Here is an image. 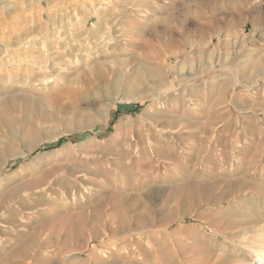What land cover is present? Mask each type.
<instances>
[{
    "label": "rangeland",
    "instance_id": "rangeland-1",
    "mask_svg": "<svg viewBox=\"0 0 264 264\" xmlns=\"http://www.w3.org/2000/svg\"><path fill=\"white\" fill-rule=\"evenodd\" d=\"M0 158V264H264V0H0Z\"/></svg>",
    "mask_w": 264,
    "mask_h": 264
},
{
    "label": "bare ground",
    "instance_id": "bare-ground-1",
    "mask_svg": "<svg viewBox=\"0 0 264 264\" xmlns=\"http://www.w3.org/2000/svg\"><path fill=\"white\" fill-rule=\"evenodd\" d=\"M148 77H149V75H148ZM131 80V79H130ZM143 82H142V79L139 77V76H136L135 78H133V81L128 85V89H127V92H126V96L124 97V100H129V99H131V98H141L143 95H145V92H143V93H141V95L139 94V95H135V93L134 92H132V90H135L139 85H141ZM253 83V82H252ZM254 84V83H253ZM147 94V93H146ZM11 136H12V134H11ZM28 146V145H27ZM32 146V145H31ZM29 147V146H28ZM11 150V149H10ZM29 150H30V147H29ZM28 151V150H27ZM7 157H8V155H7ZM1 159V158H0ZM14 159V158H13ZM2 160V159H1ZM235 184V183H234ZM179 185V184H178ZM232 185V184H231ZM169 186H171V185H169ZM210 186V185H209ZM238 186H240V185H238ZM228 187V186H227ZM167 188V187H166ZM206 188V187H205ZM193 189V188H192ZM232 189H233V186H232ZM235 189H236V184H235ZM166 190V189H165ZM228 190V189H227ZM210 193V192H209ZM195 194H193V196H194ZM219 197V196H218ZM228 197V196H227ZM202 198V197H201ZM225 198H226V196H225ZM214 199V198H213ZM212 200V199H211ZM223 200V199H222ZM197 201V200H196ZM199 201V200H198ZM211 202V201H210ZM196 203V202H195ZM181 205V204H180ZM188 209V208H187ZM185 210V209H184ZM183 210V211H184ZM173 212H175V211H173ZM176 213V212H175ZM173 214V213H172ZM170 215H168L167 217H169ZM182 217H183V215H182ZM188 217V216H187ZM179 218V217H178ZM167 219V218H166ZM165 219V220H166ZM174 220V219H173ZM170 221V220H169ZM172 221V220H171ZM175 221V220H174ZM163 222V221H162ZM155 224V223H154ZM154 227V226H153ZM162 243V242H161ZM156 250V249H155ZM261 257V256H260Z\"/></svg>",
    "mask_w": 264,
    "mask_h": 264
}]
</instances>
